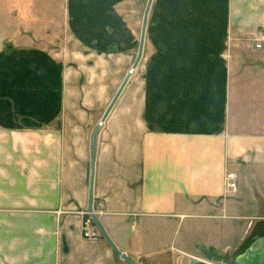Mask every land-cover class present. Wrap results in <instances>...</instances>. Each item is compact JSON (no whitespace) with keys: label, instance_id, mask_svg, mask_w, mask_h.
I'll return each mask as SVG.
<instances>
[{"label":"crops","instance_id":"crops-1","mask_svg":"<svg viewBox=\"0 0 264 264\" xmlns=\"http://www.w3.org/2000/svg\"><path fill=\"white\" fill-rule=\"evenodd\" d=\"M146 1L0 0V264H128L109 240L235 261L264 236V0H152L90 200Z\"/></svg>","mask_w":264,"mask_h":264},{"label":"water","instance_id":"water-1","mask_svg":"<svg viewBox=\"0 0 264 264\" xmlns=\"http://www.w3.org/2000/svg\"><path fill=\"white\" fill-rule=\"evenodd\" d=\"M152 0H147L146 6L143 12L142 16V23H141V30H140V37H139V44L137 49V55L136 58L129 69V71L124 76L122 82L120 83L119 87L115 91L114 95L112 96L110 102L108 103L106 109L104 110V113L101 117L100 122L98 123L96 129L94 130L93 136H92V148H91V178H90V200L92 197V185H93V171H94V161H95V146H96V136L97 132L100 128L101 123L105 120L107 115L109 114L110 110L112 109L113 105L115 104L118 96L120 95L121 91L123 90L124 86L126 85L131 73L137 66L138 62L140 61L143 53V45H144V36H145V29H146V23H147V17L149 13V9L151 6ZM89 211H92L91 206H89ZM92 218L96 221L98 224L102 234L105 236V238H108L105 230L99 223L97 217L94 213L91 214ZM111 245L113 246L114 250L120 255L122 259H124L128 264H135L134 261L127 256L125 253L120 252L116 249V247L112 244V242L109 240ZM236 264H264V236H261L254 240L240 255H238L235 258L234 261ZM193 264H213L211 262H208L204 259L197 258Z\"/></svg>","mask_w":264,"mask_h":264},{"label":"rangeland","instance_id":"rangeland-1","mask_svg":"<svg viewBox=\"0 0 264 264\" xmlns=\"http://www.w3.org/2000/svg\"><path fill=\"white\" fill-rule=\"evenodd\" d=\"M122 1V0H121ZM147 2V1H146ZM145 6H146V3H145ZM145 6L143 5L142 6V11L141 12H139V14H138V17H140L141 16V19H142V16H143V12H144V9H145ZM123 9L125 10V12H126V4L123 6ZM142 14V15H141ZM120 21H121V24H125L126 25V22H127V20H126V15L124 14V13H121V15H120ZM141 23H142V20H141ZM140 30H141V28H140ZM63 37H64V35H62ZM57 43V45L59 44V42H58V40L56 41ZM73 42V41H72ZM73 44H74V42L73 43H70L69 45H71V47H73ZM139 44V43H138ZM121 56H122V54H121ZM122 58V57H121ZM121 64H122V62H121ZM133 64V63H132ZM132 64H131V66H132ZM131 66H129V64H127L125 67H124V69L123 70H120L121 71V73H120V77H121V82H122V80H123V78H124V76L126 75V73L129 71V69L131 68ZM114 95V94H113ZM110 97H112L111 95H110ZM110 101L109 100H107L106 101V104H105V109H106V107H107V105H108V103H109ZM203 251V250H202ZM204 252V251H203ZM203 252H201V250H200V252H196V254H194V256H189V255H182L181 256V258H182V260L181 261H179V264H193V262L196 260V258H201V259H204V260H206V261H208V262H211V263H213V264H236L234 261H233V257H232V254H231V256L229 255L228 257L227 256H225V257H223V258H219V259H217V258H209L205 253H203ZM205 254V255H204Z\"/></svg>","mask_w":264,"mask_h":264},{"label":"built area","instance_id":"built-area-1","mask_svg":"<svg viewBox=\"0 0 264 264\" xmlns=\"http://www.w3.org/2000/svg\"><path fill=\"white\" fill-rule=\"evenodd\" d=\"M264 41V36H261L259 38H256V43H255V48L260 49L262 48ZM225 193L230 194L233 193L236 189V176L233 172L227 171L225 173ZM94 213L93 211H86V217L83 220L82 223V230H83V235L87 238H97L101 236V234L98 231L92 230V224L94 222L91 214Z\"/></svg>","mask_w":264,"mask_h":264}]
</instances>
